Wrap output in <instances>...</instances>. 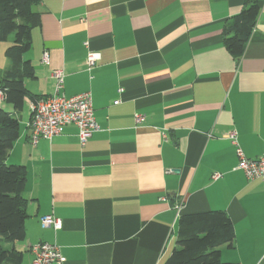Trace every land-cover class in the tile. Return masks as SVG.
I'll return each mask as SVG.
<instances>
[{
	"label": "crops",
	"instance_id": "1",
	"mask_svg": "<svg viewBox=\"0 0 264 264\" xmlns=\"http://www.w3.org/2000/svg\"><path fill=\"white\" fill-rule=\"evenodd\" d=\"M245 0H40V25L20 61L30 60L31 93L89 91L98 129L84 147L77 126L29 141L25 99L19 136L6 157L26 167L24 251L55 242L63 264H163L182 213L223 210L233 223L223 261L264 264V176L237 167L236 141L249 158L264 152V0L243 53L223 30ZM0 40V79L13 59ZM44 50L50 63L41 61ZM89 50L99 52L88 69ZM117 101V102H115ZM0 107L12 111L3 96ZM136 115L141 120H136ZM215 172L221 173L212 179ZM180 202L179 210L174 204ZM61 220L41 227V215Z\"/></svg>",
	"mask_w": 264,
	"mask_h": 264
},
{
	"label": "trees",
	"instance_id": "2",
	"mask_svg": "<svg viewBox=\"0 0 264 264\" xmlns=\"http://www.w3.org/2000/svg\"><path fill=\"white\" fill-rule=\"evenodd\" d=\"M39 1L0 0V40L12 37L5 54L13 59L0 79L3 99L13 108L8 111L0 107V264H24V251L16 249L15 243L26 237L27 170L23 164L7 162L6 157L19 136V117L25 99L36 101L46 96L26 88L24 80L35 74L30 60L20 61L31 48L33 29L40 25L39 14L34 10ZM258 12V0H245L241 12L224 28L223 45L232 56L237 58L243 53ZM233 239V223L225 211L182 213L177 219L175 246L163 264H239L220 257L218 247L231 246Z\"/></svg>",
	"mask_w": 264,
	"mask_h": 264
},
{
	"label": "built area",
	"instance_id": "3",
	"mask_svg": "<svg viewBox=\"0 0 264 264\" xmlns=\"http://www.w3.org/2000/svg\"><path fill=\"white\" fill-rule=\"evenodd\" d=\"M100 54L97 51L89 50L86 56L88 69L92 68ZM41 61L43 64L50 63V56L47 50L42 53ZM55 80L54 91L52 94L30 101L29 141L36 144L41 138L51 139L59 133L60 126L64 124H75L77 126V136L79 144L84 147L92 133L98 129V124L94 117L92 96L89 91H85L72 96L61 94L64 83V72L62 69H55L52 72ZM3 96L0 90V98ZM117 102V101H115ZM136 120H141L136 115ZM229 138L236 144V154L238 165L244 174L252 178H262L264 176V152L257 158L247 157L236 141V133L232 131ZM212 179L221 177V173L215 172L211 175ZM180 202L174 204L175 209L179 210ZM41 227H51L54 230L61 228L62 223L54 215L47 214L39 217ZM32 258L28 264H63L60 247L48 241H39L30 246Z\"/></svg>",
	"mask_w": 264,
	"mask_h": 264
},
{
	"label": "rangeland",
	"instance_id": "4",
	"mask_svg": "<svg viewBox=\"0 0 264 264\" xmlns=\"http://www.w3.org/2000/svg\"><path fill=\"white\" fill-rule=\"evenodd\" d=\"M27 53V52H26Z\"/></svg>",
	"mask_w": 264,
	"mask_h": 264
}]
</instances>
